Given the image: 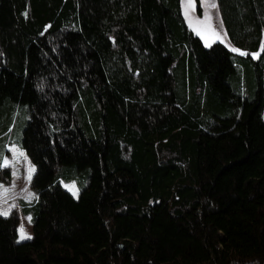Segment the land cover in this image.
<instances>
[{"label": "trees", "instance_id": "16d2710c", "mask_svg": "<svg viewBox=\"0 0 264 264\" xmlns=\"http://www.w3.org/2000/svg\"><path fill=\"white\" fill-rule=\"evenodd\" d=\"M214 1L242 54L183 0H0V264H264V0Z\"/></svg>", "mask_w": 264, "mask_h": 264}, {"label": "rangeland", "instance_id": "374dc122", "mask_svg": "<svg viewBox=\"0 0 264 264\" xmlns=\"http://www.w3.org/2000/svg\"><path fill=\"white\" fill-rule=\"evenodd\" d=\"M182 11L186 25L200 38L205 46H209L214 42H221L230 47L234 53L242 54L228 43L214 0H183ZM256 55L253 56L256 57ZM6 151L2 165L9 169L10 178L8 181H0V213H6L0 214L2 216H7L13 208L21 209V202L29 204L36 197V193L31 187V179L36 167L30 162L27 154L19 144H8ZM61 183L74 198L79 197L80 189L76 182L62 181ZM32 226L31 216L20 211L18 242L32 239ZM22 233L24 237H30V239H22Z\"/></svg>", "mask_w": 264, "mask_h": 264}, {"label": "snow or ice", "instance_id": "6c2138e0", "mask_svg": "<svg viewBox=\"0 0 264 264\" xmlns=\"http://www.w3.org/2000/svg\"><path fill=\"white\" fill-rule=\"evenodd\" d=\"M213 6H214V5H213ZM73 194L75 195L76 193L74 192ZM0 214H6V213H0ZM21 238H22V239H23V238H29V239H30V237H24V236H23V233H22V237H21Z\"/></svg>", "mask_w": 264, "mask_h": 264}]
</instances>
